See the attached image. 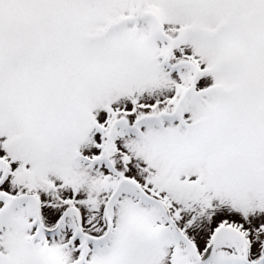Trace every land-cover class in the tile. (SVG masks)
<instances>
[{
    "label": "snow or ice",
    "instance_id": "1",
    "mask_svg": "<svg viewBox=\"0 0 264 264\" xmlns=\"http://www.w3.org/2000/svg\"><path fill=\"white\" fill-rule=\"evenodd\" d=\"M0 264H264V0H0Z\"/></svg>",
    "mask_w": 264,
    "mask_h": 264
}]
</instances>
